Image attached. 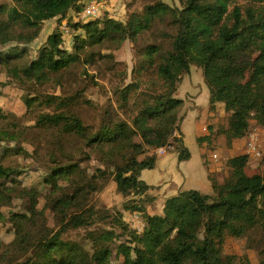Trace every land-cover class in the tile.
Masks as SVG:
<instances>
[{
	"label": "trees",
	"instance_id": "1",
	"mask_svg": "<svg viewBox=\"0 0 264 264\" xmlns=\"http://www.w3.org/2000/svg\"><path fill=\"white\" fill-rule=\"evenodd\" d=\"M151 2L143 10L128 3L125 22L106 14L103 22L70 19L71 48L61 26L69 13L83 10V0L0 4L1 98L30 106L53 83L69 82L78 68L81 88L74 91L84 94L101 87L88 70L96 63L107 65L116 80L109 121L94 128L74 117L62 129L81 143L80 162L31 158L23 142L26 127L0 108V206L16 210L26 201L30 211L6 216L0 210V264H264V175L246 173L251 155L228 159L223 183L208 174L213 194L186 190L166 199L163 220L147 209L155 197L140 179L155 169L153 152L160 147L172 143L180 161L191 157L181 133L184 100L176 95L194 68L203 69L209 109L223 104L232 114L224 133L243 140L252 124L264 129V0ZM156 18L176 29L171 50L162 54L149 44L137 51L131 68L118 61L117 52L136 44ZM52 21L57 27L33 56L30 47ZM10 143L20 147L5 148ZM57 146L63 151L59 141ZM36 178L38 186L26 185ZM112 182L124 201L121 209L102 198ZM133 213L145 223L141 232L130 227Z\"/></svg>",
	"mask_w": 264,
	"mask_h": 264
},
{
	"label": "rangeland",
	"instance_id": "2",
	"mask_svg": "<svg viewBox=\"0 0 264 264\" xmlns=\"http://www.w3.org/2000/svg\"><path fill=\"white\" fill-rule=\"evenodd\" d=\"M4 2L10 3L11 0H0V4ZM106 2V10L109 6L113 11H106L104 15L106 14L110 16L113 14L114 18L121 20L122 22H125L126 15L121 16L119 12L120 10L126 9L128 3L135 2V9L138 10H143L153 4L151 0H106ZM165 2L170 6H174L175 0H165ZM52 27H54V29L57 27L56 21L45 24V27L35 45L30 47V52L33 56L40 48V41H43V37L48 31L52 30ZM175 31L176 29L169 27L163 22L162 18H158L153 22L152 28L149 32H145L140 35L136 44L126 43L125 46L117 52V60L125 62L128 67L131 68L137 51L149 44L158 45L162 54L168 53L171 50L172 36ZM73 35L74 33L64 36L68 48H71L74 43ZM80 70L81 68H78L72 72L69 82L62 81L60 85L55 82L47 87L45 91L38 93L37 101L30 106L23 104L22 101L11 103L0 97V108H3L8 112H13L18 125L26 127L27 135L23 142L26 144L30 151V156L34 160L42 158L46 160H56L59 162H64L65 160L72 161L74 163L80 162L82 160V156L80 154L81 143L69 133H63L62 129L68 127L73 122L74 117L85 119L87 121L86 125L93 126L94 128L99 127L111 119L114 108V97L112 92L116 84V80L111 75L112 72L107 70V65L101 63H96L93 67H90L88 69L89 72L98 75L101 87L94 88L91 86L88 92L79 95L76 94L74 90L76 88H81L80 81H76V76L80 73ZM193 81H195L196 84L200 83L201 89H199L198 92V103L200 108L194 114L190 112L185 113L187 118L183 120V129L186 133L185 147L188 148L192 155L191 164L194 171V176L191 182L185 186L186 188L184 191L196 190L202 194L211 195L213 194L212 185L208 179L209 170H212L213 166L211 153L215 152L220 157L221 165L225 168L222 177H220V175L215 176L214 174L216 180L219 183H223L228 175V169L224 166L226 161L223 158L224 156L222 157L223 154L221 153H224L230 144L215 147L211 139L199 142L200 137H204L210 133V131H206L205 134H202L200 130L204 127V125L210 123L211 120L208 116L210 110V94L204 82V72L202 68L193 69L191 75L180 85V89L176 97L178 99H180V97H184V99H186L187 94L192 91L193 86H195L192 85ZM61 114H65L67 118L60 123L42 121V118L44 117ZM254 127H257L255 129L260 131V142H262L261 137H264V129L252 124L251 128ZM228 138L232 140V136L228 135ZM57 141H59L63 151L58 148ZM247 142V138L243 139V143L247 144ZM5 146V148L10 149L20 147V145L16 143H10ZM260 151H264V143L261 145ZM238 152L240 151H235L230 156L237 155ZM4 154V149L0 148V156L4 158ZM15 158H17V156L13 157V160H15ZM261 159L251 155L250 163L246 168V173L248 175H254L256 173L264 175V162H261ZM258 161L259 163H254ZM40 182L41 179L36 178L32 182L26 183V185L28 187H36ZM115 188L116 185L112 182L104 192L102 198L108 206L121 209L124 201L116 194ZM155 190L156 187L152 186L151 193L155 197L154 202L152 205L146 204V206L148 210H151L152 215L163 220L169 215L167 212H164V214L161 212L164 207L163 203H165L167 198L161 194L156 196L153 193ZM0 210L6 216H9L12 212L16 211L30 213L29 205L26 201H24L16 210L3 206H0ZM131 216H129V219ZM83 229H79V231L83 232ZM83 255L86 257L85 253H83Z\"/></svg>",
	"mask_w": 264,
	"mask_h": 264
},
{
	"label": "crops",
	"instance_id": "3",
	"mask_svg": "<svg viewBox=\"0 0 264 264\" xmlns=\"http://www.w3.org/2000/svg\"><path fill=\"white\" fill-rule=\"evenodd\" d=\"M102 3L104 4V7L107 5L106 0H102ZM105 11L112 12L113 10L108 6L107 10ZM119 14L121 16H125L126 9L120 10ZM110 16L114 17L113 14H111ZM156 19L154 21H156ZM53 22L54 21H52V23ZM53 30H54V27H52V30L48 31L47 34L43 37L42 39L43 41H40L39 43L40 47L46 42L48 36L53 32ZM78 33L82 34L81 31H79ZM35 43L33 45H35ZM195 81L192 82V85H195V86H193V90L187 94L186 99H184V97H180V99L184 100L183 120L187 118L185 113L190 112L194 114L200 108V105L198 103V100H199L198 92H199V89H201V87H200V83L196 84ZM208 116L211 119L210 123H207V125H204V127L200 130V132L202 134H205L206 131H210V133L200 138H205V137L210 136L208 139H211L215 147L225 146L226 144H230L229 147H227L226 151L224 153H221L223 154L222 157L224 156L223 158L225 161H227L231 157L242 154L243 152H238L237 155L230 156L233 152H235V150H233L232 147L237 146L242 149V148H245L246 144L243 143V140H238V139L236 140L234 138H232L231 140L230 138H228L227 134L223 133L229 127L232 121V114L226 112L224 105L216 104L213 110H209ZM183 120L181 123V133L183 136V143L185 145L186 133L183 129ZM254 128H257V127H254ZM211 134H214V135L211 136ZM261 140H262L261 145H263L264 137H261ZM203 141H205V139ZM191 161H192V155L189 160L180 161L178 154L171 152L166 156L157 158L155 169L144 170L141 173L140 179L141 181L145 182L147 185L156 187V190L153 192L156 196L161 194L165 196V198L168 199L169 197L175 196L181 191H184V189L186 188L185 186L191 182L194 176V171L192 169ZM254 163H259V161L254 162ZM212 165H213L212 170H209V173L213 175L215 174V176L220 175V177H222L225 168H223V165H221V159H220L219 165H216L214 163Z\"/></svg>",
	"mask_w": 264,
	"mask_h": 264
},
{
	"label": "built area",
	"instance_id": "4",
	"mask_svg": "<svg viewBox=\"0 0 264 264\" xmlns=\"http://www.w3.org/2000/svg\"><path fill=\"white\" fill-rule=\"evenodd\" d=\"M84 8L80 13L71 12L68 14L67 18L62 22V32L65 35L71 34L69 20L74 19L75 22L86 24L95 20L104 21V13L106 8L102 3V0H83ZM173 137L179 138L178 133H175ZM247 144L245 148H239L237 146L233 147V150L243 152L244 154L253 155L257 158H262L263 152L260 151L261 142H260V132L255 128H250L247 135ZM175 150V147L172 143L167 144L166 146L156 149L153 154L156 158H160L168 155ZM212 163L219 165L220 157L215 153H211ZM130 227L135 232H141L145 228V223L142 219V216L139 214H133L129 219Z\"/></svg>",
	"mask_w": 264,
	"mask_h": 264
}]
</instances>
